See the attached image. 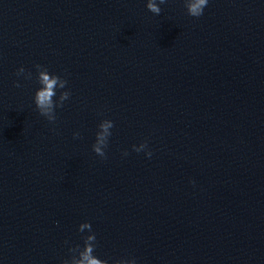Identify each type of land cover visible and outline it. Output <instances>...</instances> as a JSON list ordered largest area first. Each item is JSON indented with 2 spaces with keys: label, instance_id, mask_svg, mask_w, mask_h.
I'll list each match as a JSON object with an SVG mask.
<instances>
[{
  "label": "water",
  "instance_id": "1",
  "mask_svg": "<svg viewBox=\"0 0 264 264\" xmlns=\"http://www.w3.org/2000/svg\"><path fill=\"white\" fill-rule=\"evenodd\" d=\"M264 113V0H0V264H207Z\"/></svg>",
  "mask_w": 264,
  "mask_h": 264
}]
</instances>
